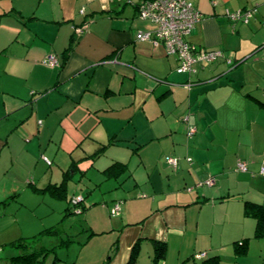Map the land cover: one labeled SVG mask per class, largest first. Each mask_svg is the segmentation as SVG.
<instances>
[{
    "label": "crops",
    "instance_id": "0c3cea01",
    "mask_svg": "<svg viewBox=\"0 0 264 264\" xmlns=\"http://www.w3.org/2000/svg\"><path fill=\"white\" fill-rule=\"evenodd\" d=\"M144 1L0 0V175L7 181L0 180V221L15 215L6 208L23 193L26 176L27 189L73 203L66 185L61 197L49 185L94 167L96 159H62L83 136L97 150L133 147L143 170L142 177L127 167L108 173L117 160L90 177L80 214L91 242L105 239L108 258L93 256L92 244L87 259L80 246L70 264H205L216 255L217 264H264V236L247 204L264 207V0H191L202 19L187 39L225 58L185 73L162 44L137 38L156 28L138 15ZM236 11L250 13L248 20L228 15ZM51 55L60 65L44 64ZM140 112L156 120L143 134L127 128ZM114 121L126 126L111 127ZM150 147L157 158L145 160ZM169 157L179 158L177 167ZM210 177L215 183H202ZM22 238L26 246L36 241ZM42 249L23 250L31 260L21 263L69 262ZM12 256L0 252V264H19Z\"/></svg>",
    "mask_w": 264,
    "mask_h": 264
},
{
    "label": "rangeland",
    "instance_id": "374dc122",
    "mask_svg": "<svg viewBox=\"0 0 264 264\" xmlns=\"http://www.w3.org/2000/svg\"><path fill=\"white\" fill-rule=\"evenodd\" d=\"M106 89L107 85L105 84L104 91ZM73 116L74 119H77V115L72 114V117ZM154 122H156V120ZM154 122L148 119L146 121L144 113L140 112L138 115H136L135 122L130 124L127 128L131 129L137 127L143 134L146 132V127L149 124H153ZM111 125V127L116 128L126 126V124L121 126L116 121H114ZM99 133V129H96V134ZM91 142L92 140L89 137L85 139L82 136L78 144L75 146H73L74 144L71 145L70 147L73 146V148H71V150H67L68 153H65L64 157L62 155L64 162H69L72 160L75 161L74 163H77V161L84 160V162H87L89 160L96 159L94 167L89 171L88 174H86V176L81 178L82 174L79 173L80 170H77L78 173L75 174V177L66 182V191L69 196L75 198L78 196L86 197L88 193H90V187H92V184L90 183V177L92 176L93 179H96L94 177L98 172L97 168L102 167V169H104L117 160L122 161L124 164H126L127 169L129 168L130 170L131 168L133 172L139 175V177H142L141 170H143V167H139L137 165L139 156L133 153V147L119 148L107 146L104 147L102 151L101 148L103 146H98L100 148L97 150V146ZM131 145L135 146L136 144ZM95 148L97 151H95ZM99 151L100 153H97ZM95 153H97V155ZM48 156L51 157L52 154H48ZM48 156L44 155L43 158L49 159ZM149 158H157L156 148L152 149L150 147L145 151L144 159L149 160ZM44 165L45 164H41L40 166L45 167ZM3 178H6V176L3 174L0 175L2 184L6 185L7 181L6 179L3 180ZM24 178L27 179L24 182L25 188H22L23 193L19 195V198H16L10 204H8L6 208L9 213H15L16 218L19 219V223L15 222V224H12L14 220L13 217H15V215L11 217L8 216V218L6 217L7 219L0 221V252H2V257L6 258L9 256L11 257L12 255L18 256L23 254L21 253L23 250L39 252L41 255H44L46 251H44L42 247L45 245L47 248H50V250L53 251L51 254L52 257L56 256V254L60 255L65 258L66 261H69L63 262L62 264H70V261H73L74 257L78 256L80 246L81 250L84 248V251L81 253V258L84 260L87 259L94 249H91V245L93 244L95 245L93 256L96 255V257L103 256L108 258L107 254H105L106 249L104 248L103 240L105 239H100L101 235H98V239H95L93 241L94 243L91 242L94 237H91L89 225L85 222L84 215L82 216L81 214L76 213L73 203L69 202V198L58 199V196L52 194L51 192H48L47 195L42 196L40 192L36 190L33 191L34 189L32 188V185H30L31 189H27L26 186L29 182V177L26 176ZM47 179L48 178H45V181ZM58 179V181L61 180V178ZM102 187L103 189L106 188L104 186ZM110 193L111 192L106 194L108 196H112L113 193ZM96 194L98 195L99 193ZM101 197L102 196H100V198ZM89 198L90 197H87L86 200ZM22 237H33L36 239V241L30 245L22 246L21 242L24 241L20 240L23 239ZM18 240H20V242H18ZM6 248L10 250L6 252ZM19 250L20 252H18ZM14 256H12V258ZM68 258L70 260H68Z\"/></svg>",
    "mask_w": 264,
    "mask_h": 264
},
{
    "label": "built area",
    "instance_id": "2783aa9c",
    "mask_svg": "<svg viewBox=\"0 0 264 264\" xmlns=\"http://www.w3.org/2000/svg\"><path fill=\"white\" fill-rule=\"evenodd\" d=\"M138 15L140 18L151 20L156 28L153 31L138 32L137 38L162 44L168 55H176L179 61L177 71L180 73L191 72L196 62H212L225 58L223 50L201 48L187 39L196 23L202 19L201 12L191 0H145L139 6ZM228 15L234 20L244 18L247 21L250 13L243 14L241 11H236L229 12ZM228 61L233 63L231 59ZM43 62L52 67L60 65L55 55L46 58ZM190 131L193 133L195 129L191 128ZM45 159L51 163V160ZM168 162L177 167L179 158L169 157ZM238 167L241 170L247 169L245 163H240ZM202 183L212 185L215 183V177H210ZM82 201V196L72 198L77 214L82 211ZM120 209V204L116 203L111 213L118 215ZM198 256L203 257L205 253H200Z\"/></svg>",
    "mask_w": 264,
    "mask_h": 264
},
{
    "label": "trees",
    "instance_id": "16d2710c",
    "mask_svg": "<svg viewBox=\"0 0 264 264\" xmlns=\"http://www.w3.org/2000/svg\"><path fill=\"white\" fill-rule=\"evenodd\" d=\"M138 148L139 147H135L134 150L138 152ZM104 147L101 148V150L103 151ZM97 153H100L97 152ZM97 153H95L97 155ZM75 166V165H74ZM126 164L124 163H120V162H116L113 165H111L108 169H106V171L108 173H115V174H119L120 170H125L126 169ZM66 180L67 178H65V181L62 183V185H54V184H50L49 187L50 188H54V192H59L60 197L64 196V193L62 188L63 186L65 187L66 185ZM65 189V188H64ZM66 197V196H65ZM248 207H249V211L251 212L252 215H254L257 219V236H264V207L262 204L256 203V202H252V201H247ZM85 208V206H84ZM22 246H26L25 243H22ZM245 250V247H241L240 249H238L239 253H242ZM166 252V247L165 245L162 246H158L156 248V255L155 258H162L165 255ZM23 258H27L28 261H30L31 259L27 256L26 253H23L21 255L18 256H14L13 260L19 262V264H22L21 261ZM218 263V255L216 256H212L209 257L207 259H205V264H217ZM127 264H134V260H131L129 263Z\"/></svg>",
    "mask_w": 264,
    "mask_h": 264
},
{
    "label": "bare ground",
    "instance_id": "6f19581e",
    "mask_svg": "<svg viewBox=\"0 0 264 264\" xmlns=\"http://www.w3.org/2000/svg\"><path fill=\"white\" fill-rule=\"evenodd\" d=\"M51 56H53V55H51ZM58 66V65H57ZM55 67V66H54ZM185 73V72H184Z\"/></svg>",
    "mask_w": 264,
    "mask_h": 264
}]
</instances>
